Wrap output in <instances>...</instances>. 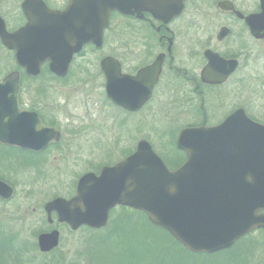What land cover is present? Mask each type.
Listing matches in <instances>:
<instances>
[{
  "label": "flooded vegetation",
  "instance_id": "flooded-vegetation-1",
  "mask_svg": "<svg viewBox=\"0 0 264 264\" xmlns=\"http://www.w3.org/2000/svg\"><path fill=\"white\" fill-rule=\"evenodd\" d=\"M39 1L51 11L63 10L68 4V0ZM39 1L31 0L33 3ZM25 2L27 0H0V20L3 21L9 36L14 35L28 22L23 9ZM166 3L170 6L168 12L176 9H179V12L166 18L165 15L160 17V14L154 13L157 10L140 9L131 13L111 11L107 26L102 30L99 44L92 41L83 43L80 50L71 55L66 72L62 76L50 70L48 59L39 64L37 74H29L16 59V48L21 51L26 49L27 37L12 36L8 45H5L0 37V47L6 58L10 60L8 70L4 72L3 68L0 70V83L8 74L14 75L10 82L16 83L15 88H4L5 91L0 97V131L4 130L5 126L2 124L5 122L10 125L12 123L21 125V114L29 112L37 116L43 127L58 132L57 139H49L41 148L23 147L0 141V181L12 188L9 196L0 195V264H28L36 248L41 254L55 249L41 251L38 245L40 234L57 230L60 240L59 226L73 230L65 222L58 221L56 211L51 210L48 213L46 210V204L58 196L44 202L40 197L31 202H21L20 200H26V196L29 195L26 193V196L23 193L19 195L18 181L11 178H15V175L19 176L24 168L29 167L33 170L32 176L36 175L41 179L49 160L66 157L67 160L75 162L84 156V160L89 161L91 156L88 142L83 146L77 145L75 141L62 143L64 132L59 126V121L51 118L50 112L46 113L41 108L44 100L43 88L38 85H35V89L29 87L33 82L38 81L37 77L41 73L45 72L49 78L53 77L56 80H66L72 74L78 57L99 53V57L93 62L95 69L90 68L91 59H89L81 71L83 80L81 83L86 84L85 107L90 123L92 119H89V116L93 117L92 111L95 108H107L108 113L112 114L113 127L123 130L124 125L128 124L132 132L139 133L142 126L150 125V120L143 121L140 115L150 112L151 104L158 97L168 103L169 111L178 110L181 113L185 111L189 114L195 112L196 116L199 115L198 122L184 124L175 137V146L183 155L182 161L174 167H169L163 160L169 169L177 168L186 158L185 152L176 145L178 133L184 128L201 125L217 126L237 110H242L250 119L264 123L258 121L247 107L236 102L238 97L234 98L235 92L242 93V86L247 91L244 88L246 85L244 81H247L246 77L251 75L248 71L251 65L263 61L264 67V16L258 17L262 12L264 0H167ZM39 19H41L39 23L42 33L41 44L47 48L51 47L53 52L66 50L70 37L60 35L58 29L61 24L56 23L51 15H40ZM124 24H137L143 30L139 29L134 36L130 35L127 41L125 40L127 35L125 37L123 35ZM179 36L188 38L189 42L185 41L183 44L177 42ZM108 38L114 44L107 45ZM150 45L154 46L153 50ZM213 55L221 58L223 65L218 63V66L213 68L212 74L216 77L226 76L218 81H207L204 80L202 72L209 64L208 56ZM158 58L161 60L159 72L157 79L152 83L155 73L146 68ZM63 59L65 58H57L59 65L62 64ZM232 60L235 61L236 66L228 72ZM236 75L238 81L242 83L239 87L232 85L235 83L233 79ZM113 97L117 101L128 102L131 107L115 102ZM243 101H246L244 97ZM210 114L219 116L215 117L217 120L209 123L207 116ZM149 115L147 114L148 118ZM18 127L14 129L17 130ZM140 140H145L152 146L149 137H136L131 141L130 148L128 146V153L124 155L120 151L118 160H111L113 154L105 156L107 163H103L101 167L113 165L130 155ZM77 181L74 185V193L63 198L69 199L75 194Z\"/></svg>",
  "mask_w": 264,
  "mask_h": 264
},
{
  "label": "water",
  "instance_id": "water-1",
  "mask_svg": "<svg viewBox=\"0 0 264 264\" xmlns=\"http://www.w3.org/2000/svg\"><path fill=\"white\" fill-rule=\"evenodd\" d=\"M166 1L68 0L64 10L51 11L40 1L27 0L23 9L28 22L9 36L0 20V37L5 45L12 36L27 37V48L22 51L16 48V59L29 74H37L39 64L48 59L50 70L62 76L71 55L83 43L99 44L111 11L157 10L154 13L169 18L179 9L168 12L170 6ZM40 15H51L61 24L60 35L70 37L66 50L53 52L51 47L41 44ZM261 15L264 16V3L258 17ZM58 57L65 58L61 65ZM208 59L209 64L202 72L204 80L225 78L226 75L212 74L222 59L215 55ZM160 61L158 58L146 68L155 73L152 83L157 79ZM235 66L232 60L228 72ZM13 77L8 74L0 83V97L4 88H15L16 83L10 82ZM113 98L131 107L128 102ZM2 125L5 127L0 131V141L8 144L41 148L49 139L58 137L57 131L43 127L37 116L29 112L21 114V125L6 122ZM176 144L186 153L185 161L178 168L170 170L151 145L140 140L136 149L117 163L103 166L97 174L81 175L74 196L51 200L46 204L47 212L56 211L58 221L75 230L82 225L103 227L114 206H128L143 212L153 225L166 230L194 253L226 249L250 231L264 229V124L237 110L217 126L182 129ZM11 193L12 188L0 181V195L7 197ZM58 242L57 230L38 237L39 249L43 252L52 250Z\"/></svg>",
  "mask_w": 264,
  "mask_h": 264
},
{
  "label": "rangeland",
  "instance_id": "rangeland-1",
  "mask_svg": "<svg viewBox=\"0 0 264 264\" xmlns=\"http://www.w3.org/2000/svg\"><path fill=\"white\" fill-rule=\"evenodd\" d=\"M139 29L142 28L137 24H124L123 35L124 37L127 35L125 40L128 41L129 36H134ZM187 40L188 38L185 39L184 36L177 37V42L180 41L182 44ZM140 42L146 44L144 41ZM106 44L114 43L108 38ZM150 47L151 50L154 49L153 45ZM98 57L99 53L78 57L72 74L66 80L49 78L43 72L37 77L38 81L29 86L30 89H35V85L43 88L44 100L41 108L46 113L50 112L51 118L59 121V126L64 132L62 143L75 141L77 145L83 146L88 142L91 156L89 161H85L84 156L75 162L67 160L66 157L49 160L41 179L36 175L32 176V168H24L19 176L15 175V178H11L18 181L19 195L22 193L29 195H25L27 199L20 200L21 202H31L38 197L44 202L55 196L65 198L71 196L74 193V185L82 173L98 171L103 163H107L105 156L113 154L111 160L120 159L121 152L124 155L128 153L127 148L136 137H149L153 150L169 167H174L182 161L183 155L175 146L176 134L184 124L198 122L199 115L196 116L195 112L189 114L185 111L182 113L178 110L169 111L168 103L162 101L161 97L153 101L150 112L140 115L143 121L147 122L149 119L150 125L142 126L139 133L132 132L128 124L124 125L123 130L113 127L112 114L108 113L107 108H95L92 111L93 117L89 116L92 123L89 122L85 107L86 84L81 83L83 81L81 71L89 59H91L90 68L94 70L93 62ZM9 63L10 60L6 58L0 47V70L3 68V72L7 71ZM262 63L263 61L251 65L248 70L251 75L246 77L247 81H244L246 83L244 88L247 91L242 86V93L235 92L234 98L238 97L236 102L247 107L258 121L264 122ZM237 77L238 75L233 79L235 83L232 85L235 87L242 84ZM243 97L246 101H243ZM147 114H150L149 118ZM218 116L208 115V122H214L217 120L215 117ZM143 215L119 205L110 211L106 226L98 229L85 226L73 231L61 225L59 226L61 237L55 249L41 254L36 248L28 264H150L152 259L156 260L152 264H264V229L247 233V236L219 252L198 254L185 247L181 248L179 242L176 244L170 239L167 231L152 225L146 215Z\"/></svg>",
  "mask_w": 264,
  "mask_h": 264
},
{
  "label": "trees",
  "instance_id": "trees-1",
  "mask_svg": "<svg viewBox=\"0 0 264 264\" xmlns=\"http://www.w3.org/2000/svg\"><path fill=\"white\" fill-rule=\"evenodd\" d=\"M139 212V211H138ZM139 214H141L142 216H144L143 214H142V212H139ZM147 223V222H146ZM116 229V228H115ZM118 229V228H117ZM160 229V228H159ZM119 233V232H118ZM169 234V233H168ZM169 237H170V239L173 241V242H175L176 244H177V241L173 238V237H171V235L169 234L168 235ZM181 248L183 247L180 243L178 244ZM156 260H154V259H152V261H150V264H152L153 262H155Z\"/></svg>",
  "mask_w": 264,
  "mask_h": 264
}]
</instances>
